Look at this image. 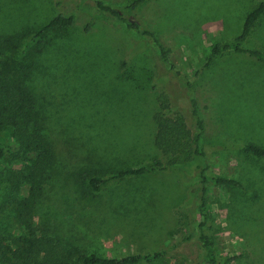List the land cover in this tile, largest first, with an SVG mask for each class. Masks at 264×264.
<instances>
[{
    "label": "rangeland",
    "instance_id": "rangeland-1",
    "mask_svg": "<svg viewBox=\"0 0 264 264\" xmlns=\"http://www.w3.org/2000/svg\"><path fill=\"white\" fill-rule=\"evenodd\" d=\"M103 1L114 7L130 2ZM257 2L147 0L124 13L155 31L167 62L150 37L99 11L93 0H0V35L30 30L57 13L75 14L69 36L55 41L46 53L44 73L33 84L53 119L57 144L58 174L46 182L35 219L58 227L49 235L59 234L86 252L110 257L167 247L168 255L150 264H202L195 240L171 247L174 238L192 234L200 219L201 184L193 167L112 180L87 200L65 177L74 169L108 173L150 157L165 160L152 141L153 114L161 94L172 96L171 104L184 115L192 133L197 132L189 109L192 94L186 87L187 75L204 126L211 169L227 177L254 178L252 167L234 151V141L251 138L264 143V126L259 127L264 122L260 117L264 66L233 52L218 55L210 66L205 62L213 42L229 41L240 33L246 13ZM88 22L91 31L86 33ZM243 47L264 51V15ZM121 62L127 66L122 70L124 81L116 78L122 72ZM79 117L86 129H62ZM69 136L71 146L64 143ZM221 144L226 150L220 149ZM200 160L205 162L199 158L197 163ZM256 177L262 181L261 197L248 204L239 188H208L206 204L218 254L245 252L231 264H264V176ZM14 222L0 215L2 228Z\"/></svg>",
    "mask_w": 264,
    "mask_h": 264
},
{
    "label": "trees",
    "instance_id": "trees-1",
    "mask_svg": "<svg viewBox=\"0 0 264 264\" xmlns=\"http://www.w3.org/2000/svg\"><path fill=\"white\" fill-rule=\"evenodd\" d=\"M147 0H130L125 6L114 7L103 0H93L96 8L119 21L131 30L150 37L160 48L164 60L168 62L166 51L161 46L154 30L140 26L136 21L125 17L143 5ZM264 15V0H258L243 21L239 34L229 41L213 42L206 57L205 66H210L214 58L226 52H233L245 59L264 66V51L243 47V42L251 34L253 27ZM75 14L57 13L45 23L30 30L0 35V215L12 217L15 222L2 228L0 226V264H150L168 255V248H154L123 256H106L95 252H86L71 241H65L61 235H49L58 227L48 222L35 220L40 198L45 184L58 174L59 165L56 139L53 138V119L46 110L43 97L36 92L34 80L43 74L46 53L54 46L57 39L68 37L74 26ZM84 31H91L88 22ZM118 67L126 70L125 62ZM174 68L173 64H170ZM182 74L180 71H176ZM186 77L189 109L196 121V133L188 128L185 117L171 104L172 96L168 93L159 96L158 109L153 114L156 126L153 145L166 159L150 157L133 166L107 170L97 168L74 169L65 177L75 186L80 198L87 200L93 192L102 190L110 181L125 177L142 176L171 168L193 167L201 184V197L198 206L199 222L192 234L173 241L172 248L182 241L195 240L199 250L198 257L202 264H231L239 262L245 252L220 256L216 249L215 226L211 222L206 195L209 186L220 188L232 187L242 191L244 202H254L261 197V182L256 176H264V143L242 139L234 151L253 169L254 178L238 179L216 173L208 162L204 126L199 118L192 80ZM125 74L120 72L116 78L124 81ZM262 86V85H261ZM155 87V86H154ZM180 111V110H179ZM264 119V111L260 112ZM80 118L73 124L61 128L72 131L86 129ZM78 120V122H77ZM59 124L58 118L54 120ZM76 126V128H75ZM260 126H264L261 121ZM61 129V133H63ZM72 137L63 140L66 145H73ZM213 144V143H212ZM230 145L232 142L229 143ZM214 145L213 148H217ZM221 150L225 144L219 145ZM229 150H227L228 152ZM199 158L205 162H202ZM245 167V166H244ZM248 170V169H247ZM39 217V216H38ZM50 229V230H49ZM49 232V233H48ZM170 248V245L168 246Z\"/></svg>",
    "mask_w": 264,
    "mask_h": 264
}]
</instances>
